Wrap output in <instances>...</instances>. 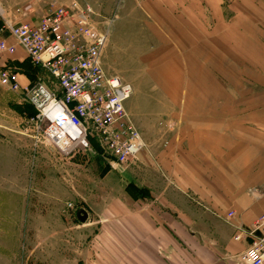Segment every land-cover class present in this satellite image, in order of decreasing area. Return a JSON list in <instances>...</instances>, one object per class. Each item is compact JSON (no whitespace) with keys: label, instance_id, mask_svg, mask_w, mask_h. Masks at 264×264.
Instances as JSON below:
<instances>
[{"label":"rangeland","instance_id":"1","mask_svg":"<svg viewBox=\"0 0 264 264\" xmlns=\"http://www.w3.org/2000/svg\"><path fill=\"white\" fill-rule=\"evenodd\" d=\"M71 1L0 7L7 20L38 24ZM79 1L109 32L103 66L133 87L125 110L145 146L115 168L101 154L36 147L34 110L0 86V264H150L152 221L172 232V218H183L197 232L202 213L217 217L177 174L188 154H206L201 182L194 178L207 197L236 188L264 204V0ZM3 62L31 84L43 74L27 56ZM206 223L203 244L212 248ZM158 238L157 264L176 261ZM189 240L196 249L198 236Z\"/></svg>","mask_w":264,"mask_h":264},{"label":"built area","instance_id":"2","mask_svg":"<svg viewBox=\"0 0 264 264\" xmlns=\"http://www.w3.org/2000/svg\"><path fill=\"white\" fill-rule=\"evenodd\" d=\"M95 15L89 4L73 0L53 6L34 24L7 20L0 7V32L8 36L0 35V63L20 47L43 72L35 84L23 86L20 74L3 62L0 86L22 93L35 109L36 147L43 140L66 156L101 154L115 168L134 160L145 145L125 110L133 87L104 69L109 32L97 27ZM234 217L229 212L227 220ZM237 232L236 240L251 239L247 264H264V213Z\"/></svg>","mask_w":264,"mask_h":264},{"label":"crops","instance_id":"3","mask_svg":"<svg viewBox=\"0 0 264 264\" xmlns=\"http://www.w3.org/2000/svg\"><path fill=\"white\" fill-rule=\"evenodd\" d=\"M16 54L23 57V59L24 57L26 58L25 52L20 47L17 48ZM20 60L22 59L20 58ZM20 82L23 86L31 84L30 80L25 75H20ZM188 155L187 159H185L186 162L184 167L182 169L180 168V171L177 174L185 175L183 178L186 185L192 188L194 192L198 191V194H195L200 200L209 201L213 204L212 206L216 208L213 213L217 217L214 220L212 216L202 213L200 218L196 221L197 232H191L189 222H185L183 218H181V221H178L176 218H172L173 220L170 224L173 230L172 232L168 229L169 225L166 227H158L157 220L159 218L156 219L155 223L152 221L153 227L150 232V244L152 250L151 254L153 253V257L151 258L150 264H157V260H159L157 254L159 243L158 237H161V246L166 249L168 255H175V257L179 256L174 262H169L168 260L165 262L161 259V262L165 264H247V261L244 259V255L250 248L251 239L246 237L241 240H236L235 235L238 233L236 228H249L252 226L254 222L264 213V204H255L251 198L245 195V193L233 188L235 186L230 187L233 189L228 190L229 192L234 191V195L231 197L227 194L220 199H217V195L207 197L200 185L195 184L196 179L194 178L200 177V180H197L199 181L198 183L201 182L203 175L202 165L206 162V154ZM211 155L216 158L215 155L217 154ZM210 159L213 160L212 157ZM177 185H181L183 189L188 188L187 186H184V184L182 185L177 183ZM245 185V183L242 184L243 187H245ZM240 188L241 187H239V189ZM228 207H233L236 212L235 217L231 219V223L225 220V216L228 213ZM155 213L156 218L158 214L157 212ZM206 218L209 222L211 221L214 224V226H212L215 245L212 248H206L205 244H203V238H205L207 228ZM174 223L176 228L174 227ZM196 236H198L197 247L196 249H192L190 248L189 239L191 237L196 238Z\"/></svg>","mask_w":264,"mask_h":264},{"label":"trees","instance_id":"4","mask_svg":"<svg viewBox=\"0 0 264 264\" xmlns=\"http://www.w3.org/2000/svg\"><path fill=\"white\" fill-rule=\"evenodd\" d=\"M11 63H12V62H11ZM11 63H10V64H11ZM12 64H14V63H12ZM33 66H34V65H33ZM34 67H35V69H36V70H37V72H38V73L36 74V76H38V75H39V74L42 72V70H41V68H39V67H37V66H34ZM41 74H42V73H41ZM31 75L35 76V74H34V73H31V74H30V76H31ZM25 76H26L27 78L29 77V75H28V74H27V75L25 74ZM29 78H30V77H29ZM29 78H28V79H29ZM29 80H30V79H29ZM30 82H31V80H30ZM31 107H32V106H31ZM32 109H33V110H34V112H35V109H34L33 107H32ZM35 114H36V112H35ZM94 146H95V148H96L97 152H99V150H98L97 146H96L95 144H94Z\"/></svg>","mask_w":264,"mask_h":264},{"label":"water","instance_id":"5","mask_svg":"<svg viewBox=\"0 0 264 264\" xmlns=\"http://www.w3.org/2000/svg\"><path fill=\"white\" fill-rule=\"evenodd\" d=\"M86 220H87V216H85L84 218L80 219L81 222H85Z\"/></svg>","mask_w":264,"mask_h":264}]
</instances>
